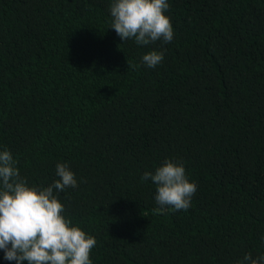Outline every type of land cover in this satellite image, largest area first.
Masks as SVG:
<instances>
[{
    "label": "trees",
    "instance_id": "16d2710c",
    "mask_svg": "<svg viewBox=\"0 0 264 264\" xmlns=\"http://www.w3.org/2000/svg\"><path fill=\"white\" fill-rule=\"evenodd\" d=\"M113 2L0 0V151L30 186L69 165L54 194L92 264L264 255V0H168L174 38L147 46L111 29ZM166 160L197 185L187 211L141 179Z\"/></svg>",
    "mask_w": 264,
    "mask_h": 264
},
{
    "label": "clouds",
    "instance_id": "9594fccd",
    "mask_svg": "<svg viewBox=\"0 0 264 264\" xmlns=\"http://www.w3.org/2000/svg\"><path fill=\"white\" fill-rule=\"evenodd\" d=\"M111 29L123 42L134 39L147 46L174 38L168 0H114L110 6ZM164 52L150 51L142 63L155 68ZM17 161L9 150L0 151V250L4 259L16 264H92L90 254L96 239L63 215L65 206L55 192L78 186L75 173L66 163L56 165L59 177L47 187L29 185L22 178ZM143 180L156 185L155 202L162 208L187 211L197 185L190 182L182 163L166 160L155 174L145 172ZM159 210V209H158ZM239 264H264V255L251 253Z\"/></svg>",
    "mask_w": 264,
    "mask_h": 264
}]
</instances>
